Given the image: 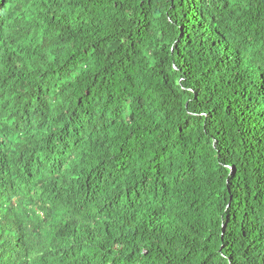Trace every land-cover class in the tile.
Listing matches in <instances>:
<instances>
[{"label": "trees", "instance_id": "trees-1", "mask_svg": "<svg viewBox=\"0 0 264 264\" xmlns=\"http://www.w3.org/2000/svg\"><path fill=\"white\" fill-rule=\"evenodd\" d=\"M0 264H264V0H0Z\"/></svg>", "mask_w": 264, "mask_h": 264}, {"label": "clouds", "instance_id": "clouds-1", "mask_svg": "<svg viewBox=\"0 0 264 264\" xmlns=\"http://www.w3.org/2000/svg\"><path fill=\"white\" fill-rule=\"evenodd\" d=\"M15 217L18 219L19 224L17 226L8 225L6 234H11L13 239H16L17 236L30 241L37 239L35 234L39 232L41 227L26 212L16 211Z\"/></svg>", "mask_w": 264, "mask_h": 264}]
</instances>
